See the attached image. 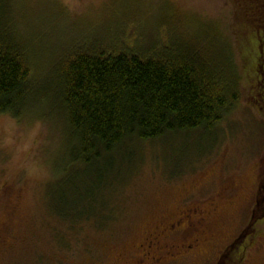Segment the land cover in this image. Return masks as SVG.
I'll return each mask as SVG.
<instances>
[{
    "label": "rangeland",
    "instance_id": "obj_1",
    "mask_svg": "<svg viewBox=\"0 0 264 264\" xmlns=\"http://www.w3.org/2000/svg\"><path fill=\"white\" fill-rule=\"evenodd\" d=\"M11 10L39 84L75 46L98 40L120 50L137 42L146 52L164 19L194 18L220 28L243 82L241 101L214 130L125 142L104 154L92 184L78 176L79 184L87 182L78 191L65 189L70 182L55 185L67 128L57 105L54 112L36 100L21 120L0 114V264H111L117 252L140 255L160 220L208 211L213 202L219 208L209 221V241L191 255L167 253V264H220L228 250L237 254L236 241L252 226L256 237L241 264H264V223L253 215L264 179V31L243 18L237 1L11 0ZM170 28L176 27L164 26ZM63 193L68 210L84 198L86 211L102 206L107 220L61 217L53 205ZM199 219L188 230L181 223L168 243L190 244Z\"/></svg>",
    "mask_w": 264,
    "mask_h": 264
},
{
    "label": "trees",
    "instance_id": "obj_2",
    "mask_svg": "<svg viewBox=\"0 0 264 264\" xmlns=\"http://www.w3.org/2000/svg\"><path fill=\"white\" fill-rule=\"evenodd\" d=\"M236 1L256 32L264 31V0ZM180 21L164 19L165 27L176 28L166 31L161 25L146 52L137 42L120 50L98 40L88 47L75 46L52 77L39 84L25 57L27 44L15 28L11 0H0V114L21 120L36 100L53 105L54 112L57 105L67 125L57 188L70 182L71 187L64 188L78 191L87 184L77 181L82 175L92 184L90 178L101 176L95 166L103 163L104 154L125 142L214 130L239 104L243 80L225 35L198 18L192 23ZM179 24L187 32L182 33ZM184 33L192 35L188 38ZM260 194L255 223H264V179ZM59 198L53 206L61 217L78 220L91 214L99 222L107 220L99 214L102 206L86 211L83 198L68 210L71 204L65 193ZM250 229L243 233L246 238L236 241L237 254L235 248L228 250L220 264L242 263L256 237Z\"/></svg>",
    "mask_w": 264,
    "mask_h": 264
},
{
    "label": "flooded vegetation",
    "instance_id": "obj_3",
    "mask_svg": "<svg viewBox=\"0 0 264 264\" xmlns=\"http://www.w3.org/2000/svg\"><path fill=\"white\" fill-rule=\"evenodd\" d=\"M212 205V208L208 211L201 210L199 212V210H197L198 208L192 211L189 210L188 213L183 211L182 215L178 216V219H176L175 222H168L167 219L160 220L157 229L140 244V255H129L128 251L117 252L115 255V262L111 264H167V253H171L174 259L187 253L189 255L196 253L203 242L209 241L211 237V234L209 233V221L213 213L219 208V205L216 202H213ZM185 217H188L187 220L189 223H187ZM199 217V226H197V229L195 230L196 235L193 236L191 240H188L190 241V244H186L184 240L180 239L176 241L175 238L172 239L175 240L173 244L168 243V239H170L175 233L177 227H181V223L186 221L184 226L187 227L188 230L190 225L194 223V220ZM240 237L242 239L246 238L243 234ZM241 238L239 239L242 240ZM2 240L3 239H1L0 236V242ZM164 254L165 256L162 257Z\"/></svg>",
    "mask_w": 264,
    "mask_h": 264
}]
</instances>
